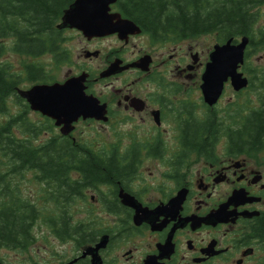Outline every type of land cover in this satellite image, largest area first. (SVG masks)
I'll list each match as a JSON object with an SVG mask.
<instances>
[{
	"label": "flooded vegetation",
	"instance_id": "flooded-vegetation-1",
	"mask_svg": "<svg viewBox=\"0 0 264 264\" xmlns=\"http://www.w3.org/2000/svg\"><path fill=\"white\" fill-rule=\"evenodd\" d=\"M111 11L121 14L114 4ZM121 17L140 32L122 40L108 35L122 45L105 55L84 46L83 58L103 57L100 66L77 64L62 79L49 72L46 81L63 82L86 73L85 93L105 105L107 119L79 117L72 132L61 135L53 119L35 112L57 135L88 144L90 151L76 154L95 156L103 174L94 183L85 179L84 168H68L61 195L53 184L49 198L45 191L33 200L37 216L25 244L0 245V264H264V143H245L241 135L249 107L263 104L257 96L255 104L248 98L255 88L251 77L244 73L247 87L234 90L240 101L230 97L218 110L223 90L209 106L200 88L205 62L192 47L187 54L191 59L198 55L195 63L183 65L187 55L177 53L190 39H153L133 19ZM68 30L73 29H61ZM108 36L85 38V44ZM139 37L145 38L143 45L127 57L124 45ZM164 46L168 50L159 51ZM145 57L147 69L132 66L99 76L115 60L123 67ZM235 104L241 109L232 118ZM91 123L111 125L112 140L96 147L92 140L83 141L77 129ZM201 125H206L204 141ZM60 219L65 232L59 230ZM40 224L64 246L58 263L56 257L43 260L38 249L26 253L36 242L33 229Z\"/></svg>",
	"mask_w": 264,
	"mask_h": 264
},
{
	"label": "trees",
	"instance_id": "trees-1",
	"mask_svg": "<svg viewBox=\"0 0 264 264\" xmlns=\"http://www.w3.org/2000/svg\"><path fill=\"white\" fill-rule=\"evenodd\" d=\"M72 1L0 0V57L12 53L24 58L20 67L0 60V245L17 246L29 238L37 216L38 208L33 203L37 198L22 193L23 182L37 185L41 194L48 191L49 198L50 186L56 184L57 194H62L70 167L84 168L83 176L94 183L103 174L95 156L76 154L90 151L88 144L52 134L53 126L48 121H32L27 116V104L16 93L24 82L49 80L51 70H44L39 57L51 55L56 69L69 60L56 24ZM263 5L264 0H116L114 7L140 24L153 39L183 40L214 34L216 42L222 43L230 37L236 40L248 36L247 59L254 50L264 51V26L256 28L258 9ZM242 69L249 75L254 71L246 65ZM251 73L253 82L257 78ZM257 89L253 93L263 104L257 109L249 107V121L241 133L247 138L244 142L250 144L264 143V90ZM13 106L18 108L16 112H12ZM236 106L232 107V118L241 109ZM205 130L206 125H201V141L205 140ZM44 132L51 136L35 143ZM27 173L32 175L29 180H25ZM60 221L59 230L65 232L66 224Z\"/></svg>",
	"mask_w": 264,
	"mask_h": 264
},
{
	"label": "water",
	"instance_id": "water-1",
	"mask_svg": "<svg viewBox=\"0 0 264 264\" xmlns=\"http://www.w3.org/2000/svg\"><path fill=\"white\" fill-rule=\"evenodd\" d=\"M116 0H73L61 16L57 28H73L87 39L116 34L119 39H126L129 34L140 32V28L131 20L122 18L119 12H111L110 6ZM228 38L222 44H214L209 53L201 75L200 85L203 101L213 105L222 93L224 82L230 81L232 88L238 91L247 86L248 80L239 71L244 63L245 48L249 43L248 36ZM95 53V52H94ZM93 53H86L90 55ZM198 60V55H192V63ZM115 60L104 69L99 76L107 77L120 70L132 66L147 69L146 57L135 63L119 67ZM86 73L72 76L62 83L35 84L28 89H18V94L26 100L30 108L39 111L55 120L63 135L73 130V123L79 118H93L105 121V105L84 91Z\"/></svg>",
	"mask_w": 264,
	"mask_h": 264
},
{
	"label": "rangeland",
	"instance_id": "rangeland-1",
	"mask_svg": "<svg viewBox=\"0 0 264 264\" xmlns=\"http://www.w3.org/2000/svg\"><path fill=\"white\" fill-rule=\"evenodd\" d=\"M258 11L260 15L256 23V28H259L260 26H264V5L261 6V8H259ZM62 37H63V46L68 49L70 55V61L68 63L62 64L63 65L62 67L56 69L54 65L51 63L50 60L51 56L44 55L43 57L40 58V62L44 64V67L46 69L51 70L55 79H62V77L69 71L72 70L75 71L77 64L85 63L87 66L91 68H96L103 63V57L100 58L97 57L91 60H86L85 58H83L81 49L84 46H87L88 49L91 51L94 49H100L101 53H104L105 55L107 52H109L111 48L122 45L121 41H119L116 37H109V36L105 37L102 40L93 41L91 44H85V38L77 30H68L62 32ZM144 40H145L144 37L134 38L128 45H124L125 52H127V57L131 55L132 51L135 50L136 46L137 47H139V45L142 46ZM215 42L216 39L214 34L200 35L195 38H190L189 41L186 40L183 44H181L178 47L177 53L180 57L187 55L186 59H184L183 61V65H184L186 62L188 63L191 62V58L189 57L187 52L189 47H192V50L194 52L195 51L198 52L199 56L201 57V61L207 62L206 60L208 58V53L211 52L212 46ZM161 50L167 51L168 48L167 46H164V49H159V51ZM170 52L171 51L167 53ZM0 60L10 61L16 67H20L21 66L20 62L24 60V58L17 56L16 54L9 53V54H3L0 57ZM243 65H246V69L248 68L254 69V71L251 72H254L253 74L257 78V79H253V86L259 88L257 89V91L264 90V51L260 49L254 50L245 60ZM200 69L201 67L199 68V70ZM240 70L246 73L245 70L243 69ZM251 72L249 71L248 73H250V75L252 76ZM34 83L24 82L19 87L23 89H28ZM96 87L99 89L102 88L103 85L102 83H100ZM253 89H250V91H248V98H252L253 100L252 104H255L256 94L255 92L253 93ZM233 93L234 91L232 89L231 84L230 83L225 84L223 98L221 103L218 105V110L220 108L223 107L225 108L227 106L226 102L230 99V97H233V99L235 98L234 101L241 100V95L235 96L233 95ZM17 110L18 108L16 106L12 107V112H16ZM27 116L34 122L38 120L37 114L33 111L27 112ZM56 131L52 129V134H56ZM77 132L82 138H84L83 141L86 140L94 141V147H96L99 142H103V141L108 142L112 140L111 136L113 135V129L111 125L100 126L99 124H94V123L83 124L77 129ZM49 136H51L49 132H47L46 134L43 133L35 143H39ZM31 178H32L31 173H27L25 180H29ZM22 187H23L22 193L24 195H29L30 197L33 196V198L34 197L37 198L41 194L37 185L34 186V184L23 182ZM45 227L47 226L46 225L43 226L42 224H40V226L37 225L35 226V228L33 229V233L34 235L36 234L37 239L35 244L26 253L33 251L34 249H38L37 252L41 256V258H43V260L47 261L53 257H56L58 263L59 262L58 258L64 256V251H63L64 246L60 245V243L57 242V240H54L53 236L49 233V230L46 229ZM54 252H56L55 255Z\"/></svg>",
	"mask_w": 264,
	"mask_h": 264
}]
</instances>
